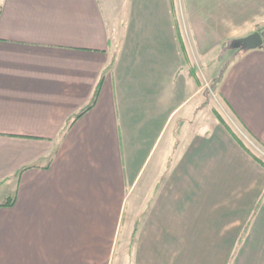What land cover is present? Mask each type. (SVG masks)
Segmentation results:
<instances>
[{"label": "crops", "instance_id": "obj_1", "mask_svg": "<svg viewBox=\"0 0 264 264\" xmlns=\"http://www.w3.org/2000/svg\"><path fill=\"white\" fill-rule=\"evenodd\" d=\"M257 22L264 0H0V264H197L190 232L224 208L241 251L264 221V48L215 91L253 156L205 77Z\"/></svg>", "mask_w": 264, "mask_h": 264}, {"label": "rangeland", "instance_id": "obj_2", "mask_svg": "<svg viewBox=\"0 0 264 264\" xmlns=\"http://www.w3.org/2000/svg\"><path fill=\"white\" fill-rule=\"evenodd\" d=\"M244 26L241 24V27ZM246 26V25H245ZM248 31H241L240 36L248 34L251 35L255 32L260 31L264 37V22H257L254 25H247ZM253 27V28H249ZM242 30V29H240ZM239 30V31H240ZM242 38H233L226 40L225 48L222 47L218 55L212 56V59L218 60L219 63H223V68L229 63L230 58L238 52L232 50L230 45L231 42ZM219 76V75H218ZM217 76V77H218ZM211 74L206 75L208 78L207 95H208V107L211 115L214 111L222 114L228 119L229 125L235 129V126L231 123V114L224 105V109L220 110V98L216 94V90L213 88V82L210 80ZM237 133L244 139L239 130ZM195 212H203V208L196 207ZM225 213L223 215H216L212 210H208L209 219H211V228L199 230L194 229L190 232L193 246H190L192 258L196 257L199 261L197 264H264V221L259 222L256 228L252 231L250 236L247 238L245 245L239 250L236 247L237 239L242 232L244 223L241 216L230 215L226 213L228 208H224ZM214 211V210H213ZM213 213V214H211ZM238 217L240 221H237ZM218 219L217 228H214L215 222ZM196 259V260H197Z\"/></svg>", "mask_w": 264, "mask_h": 264}, {"label": "trees", "instance_id": "obj_3", "mask_svg": "<svg viewBox=\"0 0 264 264\" xmlns=\"http://www.w3.org/2000/svg\"><path fill=\"white\" fill-rule=\"evenodd\" d=\"M263 38H264V37H263ZM225 46H226V43L223 44V48H225ZM239 52H244V51H239ZM228 65H229V63H227V65H226V66L222 69V71L220 72L219 76L214 80V82H213V88H214V90L217 89L218 84L222 81V79H223V75H224V72L226 71ZM101 88H102V81L98 84V86H97V88H96V91H95V94H94V98H93V101H92L91 105H90L87 109H85L81 114H79V115L77 116V118H80L85 112L89 111L90 109H92V108L94 107V105L96 104V102H97V100H98V97H99V94H100ZM207 104H208V98H207ZM214 115H215L216 118L219 120V122H220V123H221V124L227 129V130H229V131L233 134L235 140L239 143V145H240L245 151H247L249 154L252 155V153H251V152L245 147V145L243 144L242 140L239 139V137L236 136V135L232 132V130L230 129L229 125L226 123V121H225V119L222 117V115H220V113H218L217 111H214ZM252 156H253V155H252ZM253 157H254L255 161H256L259 165H261V166L264 168V161L261 160V159H259V158H257V157H255V156H253ZM6 205H7V206H8V205H12V203L8 202L7 204H5V206H6ZM246 232H247V231H245V233H246Z\"/></svg>", "mask_w": 264, "mask_h": 264}, {"label": "water", "instance_id": "obj_4", "mask_svg": "<svg viewBox=\"0 0 264 264\" xmlns=\"http://www.w3.org/2000/svg\"><path fill=\"white\" fill-rule=\"evenodd\" d=\"M230 47L237 51L262 49L264 48V38L260 32H255L245 38L232 41Z\"/></svg>", "mask_w": 264, "mask_h": 264}]
</instances>
